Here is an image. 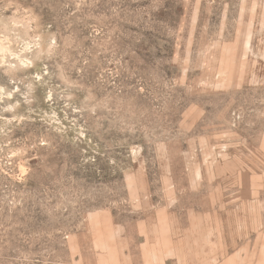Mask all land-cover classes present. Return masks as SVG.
<instances>
[{
    "label": "rangeland",
    "instance_id": "1",
    "mask_svg": "<svg viewBox=\"0 0 264 264\" xmlns=\"http://www.w3.org/2000/svg\"><path fill=\"white\" fill-rule=\"evenodd\" d=\"M0 264H264V0H0Z\"/></svg>",
    "mask_w": 264,
    "mask_h": 264
},
{
    "label": "bare ground",
    "instance_id": "2",
    "mask_svg": "<svg viewBox=\"0 0 264 264\" xmlns=\"http://www.w3.org/2000/svg\"><path fill=\"white\" fill-rule=\"evenodd\" d=\"M3 48V47H2Z\"/></svg>",
    "mask_w": 264,
    "mask_h": 264
}]
</instances>
